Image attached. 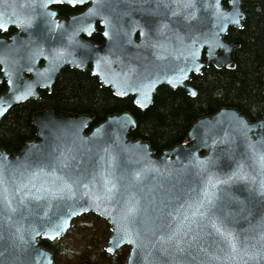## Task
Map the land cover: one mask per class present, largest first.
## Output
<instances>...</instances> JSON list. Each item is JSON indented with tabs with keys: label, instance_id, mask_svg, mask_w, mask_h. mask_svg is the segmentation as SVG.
I'll use <instances>...</instances> for the list:
<instances>
[{
	"label": "water",
	"instance_id": "obj_1",
	"mask_svg": "<svg viewBox=\"0 0 264 264\" xmlns=\"http://www.w3.org/2000/svg\"><path fill=\"white\" fill-rule=\"evenodd\" d=\"M245 1L238 0L235 5L242 14L236 23L231 16L232 0H83L74 6L51 3L47 7L41 6L47 0H0V18L15 21L7 25L6 31L17 30L10 39L0 38V85L4 82L7 85V90L0 94V109L5 110L0 122L13 107L40 99V91L52 92L66 67L89 70L102 87L110 88L118 98L132 97L139 108L152 106L157 90L165 85L182 88L190 97H196L197 88L188 84L192 74L200 75L202 69L210 65L217 69L235 68L232 55L240 43L227 41L226 37L231 28H243L247 16L243 8ZM56 5L87 7L66 20L57 17V11L52 9ZM90 9L94 11L90 13ZM225 16H229V21L223 19ZM105 19L110 28L103 23ZM97 25L103 29L102 44L90 39ZM106 30L110 31L109 37L104 35ZM214 34L224 47L215 46ZM210 46L214 57L209 55ZM204 51L207 52L205 62L202 60ZM193 52L195 58L191 55ZM56 54L62 55V62L53 69ZM215 58L224 62L218 64ZM192 91L196 95H192ZM16 96L21 99L16 100ZM94 121L92 114L58 112L47 107L32 116L36 128L34 138L15 153L0 149V180L3 181L0 184V264H55V253L41 245V241L62 240L76 219L90 214L110 226L105 246L108 254L129 248L124 264H199V260L205 259L204 254L198 253L196 262L189 254L197 255L196 249L176 253L157 243L161 233L166 234L176 225L168 212H172L173 217L175 209H180L184 215L190 214L185 202L196 198L207 175L200 174L197 161H207L208 172L221 179L243 165L247 178L236 177L224 186V192L218 193L221 198L215 211L227 216L228 227L238 235L241 247L244 244L264 246V241L259 239L264 231V193L258 188L264 173L254 164L248 147L249 144H256L258 148L264 145V138L260 136L264 130V114L251 121L236 108L222 107L196 119L185 143L160 154H156L148 141L130 136L137 128V121L130 112L109 115L91 128ZM65 162L67 167H64ZM40 167L44 168V173L34 179L31 173ZM53 171L59 177L79 179L88 184V188L74 185L75 196L64 201L35 200L25 196L28 189L16 191L29 180L37 188L51 187L54 177L47 174ZM137 172L142 174L139 180L135 178ZM108 173L120 186V191L115 200L100 202L97 208L95 196L102 193V180ZM5 186L7 193H3ZM28 188L33 195H45L31 184ZM129 193L140 198L138 219L145 221L147 231L141 229L137 243L113 245L110 242L112 224L104 213L118 214L121 204L116 200L122 203ZM4 195L15 212L9 211L3 203ZM21 198H24L23 204L19 203ZM68 205L78 212L83 205L89 211L64 216ZM181 205L185 207L180 208ZM62 216L67 226L59 232L52 231L50 224L59 223ZM206 231L211 232V229ZM19 236H23V242ZM213 241L216 245L212 250L221 258L213 264H264V258L250 261L242 253L235 261L225 259L227 247L214 235H205L200 244L207 247ZM110 246L114 249L112 252L107 251Z\"/></svg>",
	"mask_w": 264,
	"mask_h": 264
},
{
	"label": "trees",
	"instance_id": "obj_2",
	"mask_svg": "<svg viewBox=\"0 0 264 264\" xmlns=\"http://www.w3.org/2000/svg\"><path fill=\"white\" fill-rule=\"evenodd\" d=\"M243 8L247 15L243 28H231L226 37L240 43L232 55L235 68H206L194 79L198 89L196 97H190L184 90L161 86L153 105L139 108L132 97L114 96L89 71L66 67L52 92L40 91V99L17 105L3 117L0 149L15 153L34 138L36 128L32 116L47 107L58 112L92 114L95 121L91 128L109 115L128 111L137 121V128L130 136L148 141L156 154L185 143L196 119L222 107L236 108L251 121L258 120L264 114V0H247ZM93 40L102 42L101 34L97 33ZM6 89L5 84L1 85L0 94ZM109 234V224L90 214L76 219L62 240H42L41 245L55 253V264H82L86 260L90 264H124L129 248L108 254L105 246Z\"/></svg>",
	"mask_w": 264,
	"mask_h": 264
},
{
	"label": "snow or ice",
	"instance_id": "obj_3",
	"mask_svg": "<svg viewBox=\"0 0 264 264\" xmlns=\"http://www.w3.org/2000/svg\"><path fill=\"white\" fill-rule=\"evenodd\" d=\"M77 2H83V0H47L46 4H42V7H47V4L51 3H67L70 5H75ZM234 4L233 12L231 16L235 18V22L239 23V20L242 18V14L235 7L238 4V0H232ZM90 13L94 10L90 9ZM49 15L54 16L55 13H49ZM225 21H229V16L223 17ZM11 19L5 20L0 18V31H6L7 25L14 23ZM23 24V22H20ZM103 23L109 28L111 25L106 19ZM143 34V33H142ZM104 35L106 37L110 36V31H105ZM213 43L217 47H224L220 43L219 38L214 34ZM194 58L196 53L191 54ZM209 55L214 57V50L210 46ZM218 64H222L224 61L215 58ZM62 62V55L56 54L53 56L52 68L54 69L58 63ZM195 62V61H194ZM195 70L199 72V67H196ZM183 72V69H181ZM192 95H196L195 91H192ZM145 100H147V94H145ZM16 100H20V96L15 97ZM140 103V101H138ZM4 109H0V115H3ZM243 126V122H240ZM261 138H264V130L260 132ZM257 143H260L258 141ZM249 150L251 151V159L254 164L259 167L262 173H264V145L257 147L256 144H249ZM207 161H197L196 167L199 169L201 175L205 176L202 187L197 193L195 199L186 201L187 208L190 209L189 215H184L180 209H175L176 216L173 217L172 212H168L167 215L176 220L175 227H170L169 231L161 233L157 238V243L163 248H171L176 253H184L190 249H196L197 255H191V260L193 262L197 261L198 253H203L205 259L199 260V264H213L215 261H219L221 258L217 255L216 251L212 250L213 245H216V242L213 241L212 245L204 246L200 244V241L204 238L205 235H214L219 237V240L223 242L227 247V253L225 259L237 260L241 253L248 257L250 261H256L260 258H264V246L257 248L256 245L244 244L241 247V241L235 231L228 227V218L227 216L218 215L215 209L217 208V201L221 198L218 193L224 192V186L231 183V181L236 178H247V174L244 172L243 165H238L237 170L234 171L231 175L227 176L224 179H221L214 173L208 172L206 165ZM64 167H67V163H64ZM147 171H157L156 169H147ZM44 173V168L40 167L36 172L31 173L32 177L38 178L40 174ZM171 175V172L168 173ZM47 175L54 177L50 181L51 187H42L37 188L36 184L32 183L29 180L27 183L22 184L16 188L17 192H22L24 189H28V192L25 196L30 197L35 200H57L64 201L70 200L75 196L73 191L74 185L83 186L88 188V184H83L79 179H71L65 177H59L55 175V172H50ZM141 172L135 174V178L139 180L141 178ZM253 183L256 182L255 177L252 178ZM95 180V177H93ZM58 181V183H57ZM0 184H3V181L0 180ZM31 184L32 188H36L37 192L43 191L45 195H33L31 189L28 188V185ZM102 193L95 196L96 207L100 206V202H111L116 199L117 193L120 191V186L117 183L113 182L111 173H108L103 177L102 180ZM259 191L264 193V178L259 182ZM7 187L3 188V193H7ZM3 203H5L11 212H15L16 209L12 207L11 201L8 199L7 195L3 196ZM20 204L24 203V198H21L19 201ZM116 203L121 204L118 214H113L111 212L105 211V215L109 218L110 223L112 224L113 234L111 237V244L117 245L125 242L137 243V240L142 235L141 229L147 231L144 228L145 221L138 219L141 216V207H140V198L135 193H129L126 198L123 199L122 203L119 200H116ZM107 207V205H106ZM185 205H181L180 208H184ZM67 211L63 214L64 216L72 217L79 215L80 212H87L89 209L81 205L80 211L78 212L75 207L72 205L67 206ZM157 211H163L162 209H157ZM140 227H137V225ZM67 222L63 218L60 219L59 223H51L50 229L54 232H59L62 227H66ZM195 226V227H194ZM211 229V232H207V229ZM19 232V229H17ZM47 234V233H46ZM153 235L155 231L153 230ZM20 241L23 242V236L18 237ZM259 239L264 241V231L259 235ZM113 247H108L107 251L112 252Z\"/></svg>",
	"mask_w": 264,
	"mask_h": 264
},
{
	"label": "flooded vegetation",
	"instance_id": "obj_4",
	"mask_svg": "<svg viewBox=\"0 0 264 264\" xmlns=\"http://www.w3.org/2000/svg\"><path fill=\"white\" fill-rule=\"evenodd\" d=\"M66 7V8H65ZM86 7L87 6H83V7H79V6H76V7H72V6H70V5H56V6H53L52 7V9L53 10H56L57 11V17L58 18H60V19H69L70 17H72L73 15H76V14H78V13H80V12H82V11H84L85 9H86ZM96 32L91 36V40L92 41H94L93 40V37L97 34V33H100L101 34V36H102V27L100 26V25H97L96 26ZM17 32V30L15 29V28H10L8 31H6V32H2V31H0V38L1 37H4V38H7V39H10V37L13 35V34H15ZM227 41H230V42H233V41H231V40H227ZM95 42V41H94ZM104 42V38H103V36H102V42H100V43H98V44H102ZM235 42V41H234ZM97 43V42H96ZM202 60L205 62V61H207V52L206 51H204L203 52V55H202ZM210 67H214V65H210V66H205L203 69H202V72L206 69V68H210ZM215 68V67H214ZM78 70V69H77ZM86 71H89V70H86ZM86 71H84V72H86ZM90 72V71H89ZM0 73H1V68H0ZM202 74V73H201ZM200 74V75H201ZM197 75H195V74H192V79H191V81H189L188 82V84L189 85H193V86H195L196 88H197V86L195 85V83H194V79H195V77H196ZM3 84H5L6 85V83L4 82ZM2 84V85H3ZM1 86V85H0ZM166 86V85H165ZM6 87H7V85H6ZM167 87H169V86H167ZM169 88H171V87H169ZM172 90H178V89H180V90H184V89H182V88H178V89H173V88H171ZM7 90V89H6ZM198 90V89H197ZM185 92H186V90H184ZM4 93V92H3ZM187 93V92H186ZM108 241V240H107ZM87 261V260H86ZM84 262V261H83ZM83 262H82V264H83ZM90 264V263H89ZM104 264V263H103Z\"/></svg>",
	"mask_w": 264,
	"mask_h": 264
}]
</instances>
